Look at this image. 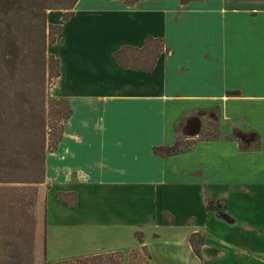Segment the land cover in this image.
Here are the masks:
<instances>
[{"label":"crops","instance_id":"obj_1","mask_svg":"<svg viewBox=\"0 0 264 264\" xmlns=\"http://www.w3.org/2000/svg\"><path fill=\"white\" fill-rule=\"evenodd\" d=\"M71 11L47 14L70 113L44 156L46 264H264V0Z\"/></svg>","mask_w":264,"mask_h":264},{"label":"trees","instance_id":"obj_2","mask_svg":"<svg viewBox=\"0 0 264 264\" xmlns=\"http://www.w3.org/2000/svg\"><path fill=\"white\" fill-rule=\"evenodd\" d=\"M77 0H0V186L20 180H8L12 172L10 166L3 162L4 150L7 145L4 142V130L16 127L28 129L33 123L39 125L42 118V110L46 103V78L54 81L59 75V60L48 52V47L55 41L57 34L61 31L60 24H51L47 21L49 10H62L63 20L68 18ZM131 5L139 0H123ZM186 2L189 0H181ZM114 58L120 61L119 52L114 53ZM53 84V83H52ZM65 109L62 123L58 130L54 148L60 139L63 122L68 117L70 109L67 102L62 98H55ZM64 104V105H63ZM31 117L38 119L34 121ZM3 135V136H2ZM20 141L24 142L21 138ZM11 149V148H10ZM30 154L25 150L11 149L10 157L6 162H13V166L21 165V159ZM44 156L42 160V174L44 175ZM31 158V157H30ZM18 170L14 171L17 172ZM34 181V180H33ZM17 202V201H16ZM15 202V205H17ZM7 204V203H6ZM3 208V207H2ZM8 228V226L6 227ZM15 228V227H14ZM6 230V229H5ZM7 231V230H6ZM18 234L19 229H16ZM192 235L190 242L194 251L199 256L198 246L201 238ZM14 239H1L2 248L0 256L1 263L10 261L9 264H30L25 261L29 255L31 246L24 255L21 242ZM24 255V256H23ZM24 257V259H23ZM103 255L76 259L72 264H108L98 263V258ZM29 258H31L29 256ZM104 258V257H103ZM93 259H97L93 262ZM108 260V259H107ZM104 261V260H103ZM112 264V263H111Z\"/></svg>","mask_w":264,"mask_h":264},{"label":"rangeland","instance_id":"obj_3","mask_svg":"<svg viewBox=\"0 0 264 264\" xmlns=\"http://www.w3.org/2000/svg\"><path fill=\"white\" fill-rule=\"evenodd\" d=\"M54 84V79L46 78V103L38 126L31 123L32 126H29L26 130L19 129L16 131V127H13L5 129L3 132L7 148L6 151L4 150V157L2 159L4 163L10 166L12 171L8 176L10 178L8 180L20 181L0 186V252L2 248L1 239H14L17 236L18 239L16 241L21 242L24 248V255L31 246L30 252L32 253L27 255L25 259L23 257L24 262L30 261V264H46V258L43 255L42 227L44 221V195L47 184L42 174V160H40V156L45 155L46 151L54 146L59 127L62 123V116H64L65 112L64 106L60 102H57L55 100L56 97L52 94L51 88ZM214 118H216L215 115H213L210 122L205 124L204 133L200 135L201 138L207 136L206 131L215 128ZM30 119L34 121L38 120L33 117ZM248 135L250 136V145H253L255 135L252 132H248ZM21 138L24 139V142L20 141ZM189 145L190 141L181 140L177 147L178 149H183ZM244 145L246 146L247 143ZM20 146L22 150L32 154L27 158H22L20 166H13V162H6L5 160H8L10 157L11 149L17 150ZM16 170L18 171L14 172ZM15 202L17 205H15ZM7 226L8 228H6ZM16 229H19L18 234H16ZM138 237L140 238V235ZM198 239L199 236L195 238L196 241ZM146 253V250L134 249L130 252L127 261L130 264H146ZM103 257L98 258V263L106 262L107 259L116 260L119 263L122 261V256L119 253L114 256L106 255ZM95 260L93 259V262ZM2 261L3 259L0 256V264L10 263V261L1 263Z\"/></svg>","mask_w":264,"mask_h":264}]
</instances>
